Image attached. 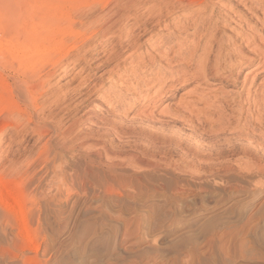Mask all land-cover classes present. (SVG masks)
<instances>
[{
	"label": "rangeland",
	"instance_id": "1",
	"mask_svg": "<svg viewBox=\"0 0 264 264\" xmlns=\"http://www.w3.org/2000/svg\"><path fill=\"white\" fill-rule=\"evenodd\" d=\"M61 1L50 5L57 9ZM248 1L211 3L217 11L232 4L254 8ZM153 2L160 0L148 5ZM22 3L0 0V13L6 20L11 13L24 19ZM45 5L34 0L38 19ZM61 6L72 33L79 24L102 32L80 44L59 27L54 37L65 44L62 54H29L32 66L0 54V94L11 92L6 101L22 99L23 73L34 68L44 75L64 54L63 65L69 63L50 80L45 96L34 90L30 112L43 135L30 133L18 118L0 139V174L12 167L32 177L27 192L34 199L26 203L24 220L35 233L32 244L22 246L30 262L16 258L8 243L10 254L0 264H264V104L258 100L264 69L239 67L236 88L188 80L161 94L151 83L155 68L148 60L167 51L171 40L163 47L158 42L182 18L147 31L143 20L120 24L121 12L106 16L115 11L113 4L102 14L96 0H65ZM8 25L3 24L6 33ZM230 27L244 26L234 20ZM106 29L111 34L102 38ZM18 32L14 27L9 35ZM139 59L149 63L135 67ZM165 59L158 61L163 70ZM250 89L255 93L242 102L239 115L232 100L239 92L245 99ZM113 92L119 101L110 100ZM5 112L0 121L15 114ZM32 245L37 251L29 254Z\"/></svg>",
	"mask_w": 264,
	"mask_h": 264
},
{
	"label": "bare ground",
	"instance_id": "2",
	"mask_svg": "<svg viewBox=\"0 0 264 264\" xmlns=\"http://www.w3.org/2000/svg\"><path fill=\"white\" fill-rule=\"evenodd\" d=\"M22 1L23 6L21 9L26 16L24 19H19L18 14L11 13V15L8 16L9 18L6 20L4 15L0 13V54L6 55L9 58L7 59L9 62H11V60L12 62L17 60H23V62H26L28 60L25 64L32 66L34 64L30 65L28 62H30L29 58H32L30 56L33 54L39 53L41 55L45 54L48 56L52 53L62 54L65 44L61 41H55L54 37V35L61 34L59 27H62V30L69 31L70 36H74L76 38L75 40H77L80 44H84L88 40L96 37L98 32H102V29L94 31L90 30V28L87 26H84V24H79L78 30L72 33V22L70 20L69 14L65 13L64 11H60V8L62 7L61 5L64 4L65 0L60 2L57 9L52 8V5H50L52 0H37L40 2L44 1L46 3L44 11L41 12L42 16L39 17V19L35 14V12L38 11H34V0H21V2ZM96 1L100 2L102 5L99 10L100 14L106 12L108 6L113 4L115 11L107 10L108 14L106 16L110 17V15L113 16L114 14L121 12L122 16L120 24H123L126 22V20H132L133 24L137 25L143 20L145 26L144 30H150L162 22H165L169 18L171 20L182 18L183 21L179 20L178 26H175L169 33H167L168 39H161L158 42L159 47H163L167 44L169 45L168 40H171L169 41L170 45H167V51L160 52L161 48L159 49L158 47L157 50L160 52L157 53L158 58L150 57L151 60H148L152 62L153 67L155 68V71L152 74L153 76L151 78V83L155 86H158L157 91L161 94L167 93L173 84L186 83L188 80H194L197 83H210L212 86L224 83L230 84V86L236 88L238 85V77L236 78L235 76L239 67H241V69L251 67L252 71L259 70L261 68L264 69V21H261L262 30L260 32L258 29L259 26L257 28V25L260 20H263V18L259 19L256 15L257 11H261V14H263L264 17V0H249V3L251 1L255 3L254 8H252L251 4L237 6L234 4H229V8H226V10L222 11H217L214 4L211 3V0H160L159 4L153 2V4L151 3L152 5H148L150 0ZM137 7H140L139 12L142 10L143 11L140 14L131 13V11ZM143 7L144 9H142ZM216 11L217 14L215 16L211 18H204V16L207 14L208 16L209 14L214 15V12ZM180 12H184V14L182 13L181 15ZM124 14L126 15L123 17ZM163 17L165 19H162ZM234 20H236V23L237 21L243 23L244 27H242L239 31H234V29L232 30L230 25ZM10 23L11 26L12 24L14 25L12 27L10 26V31L13 30L14 27L15 30H19L20 33L18 32L19 34L17 36H10V31L6 33L8 29L4 30L3 24L8 25ZM4 26L7 28L9 27V25ZM107 30L108 29L103 31L102 38L107 36V34H111L110 32L108 33ZM104 47L101 52H106V54L111 55L110 51H106V48L104 49ZM29 54L31 55L28 56ZM170 54H173V57L167 59ZM67 56V54L62 55L57 63L50 65V68L48 67L49 69H47L46 72L44 70L45 73L42 71L44 75H40V71L39 73L37 72L39 69L37 71L35 69L36 73H34V68L33 70H29L28 74L27 72L26 74L23 73V77H25V75L26 77L24 79L21 78L22 80H20L23 90H21L23 93L22 99H20V101H15L16 99L14 101H6L9 96L7 93H11L10 91L6 92V95L5 93L3 94V92V95L0 94V111L13 112V114H17V116H15V114L12 115L10 113L9 116L12 115L11 117H3L4 119L0 121V139L4 136L5 130L12 128L14 124L17 123V121L21 120L18 118L26 120L27 124L25 125L30 133L38 137L43 135L39 127L40 125H38L36 122L37 118H34V115L30 112L31 108L34 107V100L36 99H34V90L38 88L43 90V92L40 93V97H43L47 94L46 92L48 91L50 80L53 79L55 75H57L58 71L61 70L62 72L68 68L69 63L63 65V60H66ZM79 58L83 61L86 60L83 59L84 57ZM163 58L167 59H165L166 62L164 64V70L162 69L163 67L158 65L161 60L164 61ZM3 59H5L4 56ZM146 60L139 59V61L135 64V67L143 66L144 63L148 62ZM76 61L77 59H72L70 63L75 64ZM19 62L21 63V61ZM65 65H67L66 68H63ZM131 65L133 64L131 63ZM27 68L25 67L20 70L23 72L24 69L26 71L30 69ZM149 72L150 71L147 73ZM259 73L260 72H258V74ZM260 87L262 93L259 94L260 99L258 100L260 102L259 104L263 105L264 84ZM117 93L115 94L113 92V94L110 96V100L120 99L121 96L120 94L117 95ZM254 93H252L251 89L248 90L246 93V98L242 100L239 92L236 96V99L232 100V104L238 107L239 115H242L243 113L241 112L242 102H248L249 97H251ZM255 99L257 100V98ZM257 103L258 101L256 104ZM226 105L227 107L230 106L228 104ZM263 113L264 111L261 115H263ZM256 114L259 116L258 112ZM257 117L255 119L259 121L260 117ZM261 119L263 120V118ZM257 125L253 126V128H258ZM259 127H261L260 124ZM239 129L241 130V128ZM233 130L235 129L233 128ZM263 134L260 135L263 136ZM25 173L26 169L24 171L9 167L7 170H3L0 174V228L2 238H4V240H0V258L2 259L10 254L6 250V245L8 243L12 244L15 248V251H17L15 255L16 258L25 259V257H23V247L26 248L27 244H32V239L35 237L34 231L30 230L28 223L26 220H24L26 214L29 213L26 203L31 202L34 199V197H30V193L28 194L27 192L28 185L32 183V177L25 176ZM10 186H14V188L10 189ZM23 244H26V246ZM35 251H37V247L32 245L29 254L34 253ZM31 259L26 258L25 260H29L30 262Z\"/></svg>",
	"mask_w": 264,
	"mask_h": 264
}]
</instances>
